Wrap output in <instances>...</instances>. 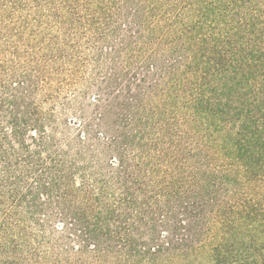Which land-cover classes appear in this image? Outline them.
Segmentation results:
<instances>
[{
  "label": "trees",
  "instance_id": "obj_1",
  "mask_svg": "<svg viewBox=\"0 0 264 264\" xmlns=\"http://www.w3.org/2000/svg\"><path fill=\"white\" fill-rule=\"evenodd\" d=\"M0 264H264V0H0Z\"/></svg>",
  "mask_w": 264,
  "mask_h": 264
}]
</instances>
